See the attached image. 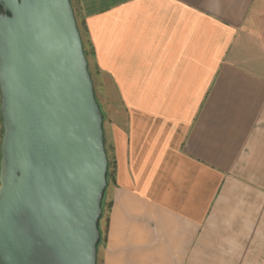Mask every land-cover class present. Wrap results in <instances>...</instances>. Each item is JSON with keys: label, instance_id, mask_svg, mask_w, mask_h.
I'll return each instance as SVG.
<instances>
[{"label": "crops", "instance_id": "crops-1", "mask_svg": "<svg viewBox=\"0 0 264 264\" xmlns=\"http://www.w3.org/2000/svg\"><path fill=\"white\" fill-rule=\"evenodd\" d=\"M72 2L115 100L102 263L264 264V0Z\"/></svg>", "mask_w": 264, "mask_h": 264}, {"label": "water", "instance_id": "water-1", "mask_svg": "<svg viewBox=\"0 0 264 264\" xmlns=\"http://www.w3.org/2000/svg\"><path fill=\"white\" fill-rule=\"evenodd\" d=\"M0 264H97L104 116L71 0H0Z\"/></svg>", "mask_w": 264, "mask_h": 264}, {"label": "rangeland", "instance_id": "rangeland-1", "mask_svg": "<svg viewBox=\"0 0 264 264\" xmlns=\"http://www.w3.org/2000/svg\"><path fill=\"white\" fill-rule=\"evenodd\" d=\"M72 4H73V2H72ZM77 23H79L78 27H80V22H78V20H77ZM82 39L84 40V43H85L86 37H84ZM94 87H95L97 101H98V103L100 105L102 114L104 116V134H105V129L108 128L109 123L111 122V120H109L110 115L108 114L109 101H114L115 102V100H106V99H104L102 94H101V92H100V90H99V86L97 84H94ZM2 133H3L2 123H1V120H0V145H1ZM105 146H106V151H107V155H108L109 149L107 147L106 136H105ZM0 159H1V154H0ZM108 160H109V162H111L109 155H108ZM110 167H111V165H109L108 186H109V180H110L109 179L110 170H111ZM107 190H108V187H107ZM107 190H106L105 197H104V200H103V216H102V219L100 221V230L102 228V232H101V242H100V244L98 246V262H97V264H103L102 263V252H103V246H104V243H105V239L103 241V238H105V235H106L107 216H108L109 201H110L109 194H107Z\"/></svg>", "mask_w": 264, "mask_h": 264}, {"label": "trees", "instance_id": "trees-1", "mask_svg": "<svg viewBox=\"0 0 264 264\" xmlns=\"http://www.w3.org/2000/svg\"><path fill=\"white\" fill-rule=\"evenodd\" d=\"M71 2H72V0H71ZM79 29H80V28H79ZM80 33H81V35H82V31H81V30H80ZM85 55H86V57H87V51H86V50H85ZM109 165H110V162H109ZM101 232H102V228H101ZM104 239H105V238H103V241H104ZM103 241H102V242H103Z\"/></svg>", "mask_w": 264, "mask_h": 264}]
</instances>
